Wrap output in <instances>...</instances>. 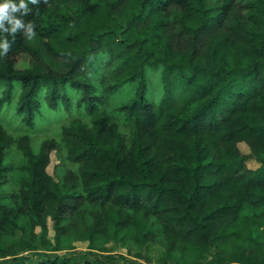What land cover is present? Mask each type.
Instances as JSON below:
<instances>
[{
	"label": "trees",
	"instance_id": "obj_1",
	"mask_svg": "<svg viewBox=\"0 0 264 264\" xmlns=\"http://www.w3.org/2000/svg\"><path fill=\"white\" fill-rule=\"evenodd\" d=\"M30 7L34 36L0 57V111L16 99L31 129L50 112L60 140L0 124V264H75L22 254L62 239L86 243L84 264H151L150 243L175 264H264V0ZM115 240L142 249L100 258Z\"/></svg>",
	"mask_w": 264,
	"mask_h": 264
},
{
	"label": "rangeland",
	"instance_id": "obj_2",
	"mask_svg": "<svg viewBox=\"0 0 264 264\" xmlns=\"http://www.w3.org/2000/svg\"><path fill=\"white\" fill-rule=\"evenodd\" d=\"M16 102L15 99L11 106H6L3 110L0 111V124L6 128V130L14 135L15 137L29 134L32 137L33 143L32 146L34 148H38L42 145V142L48 138H56L60 140V126L55 120V116L50 112H44L38 118V125L35 129H31L28 127L23 121L22 117L16 111ZM240 148L243 153L250 152L249 146L245 142L240 143ZM60 163L59 157L56 155L55 152L52 153V161L48 167V170L51 174L55 175L56 166ZM247 164L249 167L256 168L259 166V162L255 158H248ZM41 231V228H38V232ZM256 237L262 241H264V233L256 232ZM51 240L55 241L54 238V231H52V223L49 222V232L47 235ZM7 244L11 247L12 252H15L19 246L17 243L18 239L22 238L26 241L30 238L29 230L23 231L18 230L13 237H3ZM55 246V245H54ZM52 247V249H42L36 247V245L30 246L29 249L22 251V254L26 255L29 261H32L36 258H52L56 254L60 255H75L77 257V261L75 264H84L85 263V256L87 255L86 252L88 247L86 243H80L75 247L68 248V240L62 239L60 242L59 247ZM55 248V249H54ZM142 248L133 246L130 243H125L120 240H115L109 243L104 249H96L99 253L100 258H104L106 254L113 253V254H125L129 257H136V252L140 251ZM145 256H149L151 258L148 262L151 264H175L172 260H164L163 259V247L158 244L150 243L148 245L147 250L144 251ZM19 255V254H18Z\"/></svg>",
	"mask_w": 264,
	"mask_h": 264
},
{
	"label": "clouds",
	"instance_id": "obj_3",
	"mask_svg": "<svg viewBox=\"0 0 264 264\" xmlns=\"http://www.w3.org/2000/svg\"><path fill=\"white\" fill-rule=\"evenodd\" d=\"M39 0H0V57L6 56L13 39L18 32L31 39L34 36L33 25L25 20L32 11L30 5L38 4Z\"/></svg>",
	"mask_w": 264,
	"mask_h": 264
}]
</instances>
